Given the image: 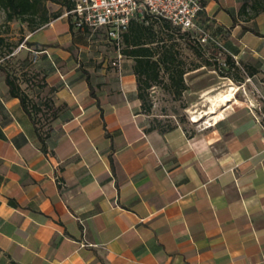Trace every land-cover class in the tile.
Here are the masks:
<instances>
[{"label":"crops","instance_id":"crops-1","mask_svg":"<svg viewBox=\"0 0 264 264\" xmlns=\"http://www.w3.org/2000/svg\"><path fill=\"white\" fill-rule=\"evenodd\" d=\"M202 5L220 55L245 75L184 73L188 118L209 123L192 129L143 111L134 60L103 30L60 16L29 31L21 64L41 81L19 80L27 109L0 69V264L264 260V144L252 106L264 98V8L243 17L238 0ZM44 93L55 113L42 130Z\"/></svg>","mask_w":264,"mask_h":264},{"label":"trees","instance_id":"trees-1","mask_svg":"<svg viewBox=\"0 0 264 264\" xmlns=\"http://www.w3.org/2000/svg\"><path fill=\"white\" fill-rule=\"evenodd\" d=\"M48 1L58 4L60 9L50 11L47 6ZM74 4L75 0H0V9L4 12L6 21L13 19L24 21L28 30L32 32L60 17L63 12L72 9ZM253 8L258 11L264 8V4ZM145 18H133L129 21L128 27L122 35L120 49L124 55L134 60L133 71L137 77L138 95L143 111L150 112L151 110L152 102L149 90L153 84H161L176 99L181 98L182 92L187 88L183 75L188 69L201 65H212L220 75L232 77L234 80L241 79L236 73H231L228 69L221 68L216 62H211L210 57L204 58L201 46L190 38L189 32L181 31L166 19ZM70 27L73 26L70 24ZM177 35L184 38L189 48L202 60L186 67L177 46ZM11 49L9 47L6 52H0V58L10 55ZM3 60H1L0 69L5 74L10 95L18 97L21 104L27 109L30 98L20 87L19 78L6 67ZM226 61L229 69L238 70L230 57H226Z\"/></svg>","mask_w":264,"mask_h":264},{"label":"built area","instance_id":"built-area-1","mask_svg":"<svg viewBox=\"0 0 264 264\" xmlns=\"http://www.w3.org/2000/svg\"><path fill=\"white\" fill-rule=\"evenodd\" d=\"M202 9V0H75L74 7L61 16H65L75 29L91 33L103 30L117 50L121 49L122 35L131 19H143L145 15L162 18L181 31L189 32L190 38L201 46L213 43L220 55L222 45L218 36L200 22ZM222 64L227 65L226 58ZM252 106L264 144V98L258 97ZM252 264H264V260Z\"/></svg>","mask_w":264,"mask_h":264},{"label":"rangeland","instance_id":"rangeland-1","mask_svg":"<svg viewBox=\"0 0 264 264\" xmlns=\"http://www.w3.org/2000/svg\"><path fill=\"white\" fill-rule=\"evenodd\" d=\"M240 2V7L245 11V14L242 16H246L247 13L253 12L254 6H260V4H264V0H238ZM47 6L50 11H55L60 9L59 5L53 2H47ZM63 10V9H61ZM145 17L154 18L149 15H145ZM203 25V24H202ZM204 26V25H203ZM205 29H208L213 34L215 33L213 29L208 26H204ZM29 33L26 22L21 21L19 19H13L11 21L5 20V14L0 9V52H6L9 47H11L12 52L10 55H5L2 62L6 65V67L13 72L19 80L30 81V83L39 84L41 81V77L36 74L35 69H29V67H22L21 61L24 56V51L27 49V35ZM178 36V35H177ZM176 36V37H177ZM176 42L178 43V49L180 52V56L183 58L186 67L192 66L194 63L202 60L195 55V53L189 48L188 44L185 42L184 38L177 37ZM114 46V45H113ZM201 46V45H200ZM202 51L204 52V58L210 57L211 62H216L221 68L228 69L231 73H236L241 77V75H245L243 71L239 70L238 72L232 68L229 69L228 63L227 65H223L224 57L218 55V48L213 43H208L205 46H201ZM2 54V53H1ZM216 59V60H215ZM211 69L214 68L212 65H207ZM209 69V68H208ZM216 73L218 71L216 70ZM216 73H213L214 75ZM220 75V74H219ZM164 78H166L164 76ZM213 79V78H212ZM159 86L158 88H150V99L152 102L150 113L157 115L154 116L152 120L154 123H160L163 125H170L172 123H180L188 129H192L195 127H204L208 123L204 120H194L197 122H192L185 111L186 106V98L181 96V98L176 99L174 95L161 84H156ZM229 92V90H227ZM30 92V91H29ZM48 93H44L36 96L37 102H41L44 104V111H41V115L38 119V125L40 129L45 130L50 126V117L55 113V109L51 107L50 98L47 96ZM194 114H192L193 117ZM49 118V119H48Z\"/></svg>","mask_w":264,"mask_h":264},{"label":"bare ground","instance_id":"bare-ground-1","mask_svg":"<svg viewBox=\"0 0 264 264\" xmlns=\"http://www.w3.org/2000/svg\"><path fill=\"white\" fill-rule=\"evenodd\" d=\"M234 93V92H233ZM231 96H233V94L231 93V92H217V93H215L214 94V97H215V99L217 100V99H219V100H221V101H223V100H228L229 98H231ZM212 97V96H211ZM214 97H213V99H214ZM214 103L215 102H213V106H211L210 108H214V106L216 105H214ZM217 103V102H216ZM194 120H198V116L196 115V114H194L193 115V117H192Z\"/></svg>","mask_w":264,"mask_h":264}]
</instances>
